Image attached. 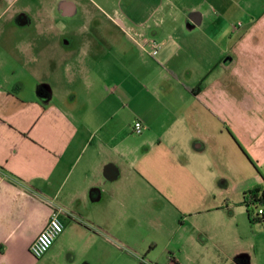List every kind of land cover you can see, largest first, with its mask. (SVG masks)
Masks as SVG:
<instances>
[{"label":"crops","instance_id":"0c3cea01","mask_svg":"<svg viewBox=\"0 0 264 264\" xmlns=\"http://www.w3.org/2000/svg\"><path fill=\"white\" fill-rule=\"evenodd\" d=\"M86 4L125 46L85 48L78 31L48 32L45 2L0 0V264H264L261 227L214 189L234 180L242 196L264 178V0L49 11ZM54 213L63 232L35 260Z\"/></svg>","mask_w":264,"mask_h":264},{"label":"rangeland","instance_id":"374dc122","mask_svg":"<svg viewBox=\"0 0 264 264\" xmlns=\"http://www.w3.org/2000/svg\"><path fill=\"white\" fill-rule=\"evenodd\" d=\"M45 2L46 5V13L48 14V16H50L52 19L51 21L55 22L54 27L55 28H50V31L48 32H54V31H60L62 32V30L60 28H63L64 32H76L78 31L79 33L84 34V38H85V45L84 47L86 48H99V49H103V50H107V49H114V50H118L120 46H125L127 44V42L125 40H123L122 38H118L117 37V31H115L113 28L108 27L105 24H102L103 22H101L100 20L103 19V17L106 14H103V10L102 9H97L95 7H93L92 5H87L85 6V8L83 10H78L71 19H67V18H63L61 15L58 14L57 10L53 9L51 10V12L49 11L52 7L53 4L55 3L56 0H40ZM80 1V0H77ZM83 2V0H81ZM104 12L106 13V10H104ZM50 13V14H49ZM91 18H96L98 19V24L97 25H91V24H87V20L91 19ZM67 19V20H66ZM66 21V27H60V23ZM105 33V35H111V40L110 41H98V39H100L102 36V33ZM94 35V36H93ZM95 68H97L95 66ZM106 75V74H105ZM103 73H101L98 70H95L94 73H90L89 77H88V82H92V85H97L98 80L101 79L100 77L105 76ZM112 76L113 74H111V76L109 75L107 80H104L106 82L111 83L112 82ZM58 84V83H56ZM55 83H53V86L56 87L59 90V88L57 87ZM103 84V83H102ZM82 85V84H81ZM77 91V94L79 97L82 96V94L84 93L83 90H85L84 86H81ZM104 88V84L102 85ZM55 96L53 97L54 101H58L59 99H62L64 96V92H59L57 93V90L55 89ZM83 92V93H81ZM135 134V133H134ZM225 181V180H223ZM222 182V181H221ZM242 184H237L236 181L234 180H230L228 183L224 182V184L222 185L219 182H216L215 184V191L218 192V190L223 189L225 192H227L229 194L228 198H227V202L228 204L233 207V208H237V210L240 212V216H239V220L242 222L245 220V212L244 210L239 207V201L241 198V189H242ZM229 190V191H228ZM224 192V193H225ZM224 203V202H223ZM260 228L258 224L254 225V228ZM263 232V231H262ZM249 240V239H247ZM252 240V239H251ZM244 241V240H243ZM252 241L255 242H261L264 244V233L260 234L259 237L254 238ZM241 242V240H240ZM206 264H219V263H215V262H211V261H207Z\"/></svg>","mask_w":264,"mask_h":264},{"label":"built area","instance_id":"2783aa9c","mask_svg":"<svg viewBox=\"0 0 264 264\" xmlns=\"http://www.w3.org/2000/svg\"><path fill=\"white\" fill-rule=\"evenodd\" d=\"M142 46L148 50L150 56H155L158 49V44L151 38L144 39ZM143 126L140 122L134 121L131 125V130L136 135H140L143 131ZM259 215H264V207L257 210ZM64 226L59 220L56 213L52 214L45 224L44 228L36 235L31 242L28 252L35 259H41L50 249L53 242L62 234Z\"/></svg>","mask_w":264,"mask_h":264},{"label":"trees","instance_id":"16d2710c","mask_svg":"<svg viewBox=\"0 0 264 264\" xmlns=\"http://www.w3.org/2000/svg\"><path fill=\"white\" fill-rule=\"evenodd\" d=\"M191 92L194 93L193 90ZM239 205L244 208L248 223L250 225L258 224L264 232V215L257 213L259 208L264 207V178L260 184L242 193Z\"/></svg>","mask_w":264,"mask_h":264}]
</instances>
